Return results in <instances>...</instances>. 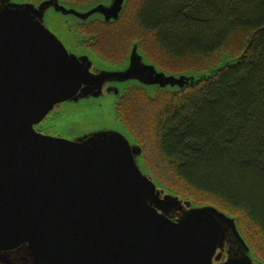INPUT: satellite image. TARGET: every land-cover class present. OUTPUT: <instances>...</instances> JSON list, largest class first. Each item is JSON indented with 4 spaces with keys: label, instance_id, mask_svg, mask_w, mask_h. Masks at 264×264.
<instances>
[{
    "label": "water",
    "instance_id": "water-1",
    "mask_svg": "<svg viewBox=\"0 0 264 264\" xmlns=\"http://www.w3.org/2000/svg\"><path fill=\"white\" fill-rule=\"evenodd\" d=\"M129 1L0 0V264H264L234 218L160 186L115 114L128 87L149 99L194 89L226 58L207 73L167 74L138 42L121 65L69 46L73 22L114 24ZM106 99L116 128L46 122Z\"/></svg>",
    "mask_w": 264,
    "mask_h": 264
},
{
    "label": "trees",
    "instance_id": "trees-1",
    "mask_svg": "<svg viewBox=\"0 0 264 264\" xmlns=\"http://www.w3.org/2000/svg\"><path fill=\"white\" fill-rule=\"evenodd\" d=\"M59 1L85 8L100 0ZM72 25L69 46L109 65H121L133 42L167 74L231 64L194 89L156 90L153 99L128 87L115 114L162 188L234 218L264 262V0H130L114 24Z\"/></svg>",
    "mask_w": 264,
    "mask_h": 264
},
{
    "label": "rangeland",
    "instance_id": "rangeland-1",
    "mask_svg": "<svg viewBox=\"0 0 264 264\" xmlns=\"http://www.w3.org/2000/svg\"><path fill=\"white\" fill-rule=\"evenodd\" d=\"M58 118L47 119L46 122L54 129H59L68 125L66 129L88 130L94 127L102 126L106 128H116V122L113 113V100L106 99L94 103H84L78 107H62L57 110Z\"/></svg>",
    "mask_w": 264,
    "mask_h": 264
},
{
    "label": "flooded vegetation",
    "instance_id": "flooded-vegetation-1",
    "mask_svg": "<svg viewBox=\"0 0 264 264\" xmlns=\"http://www.w3.org/2000/svg\"><path fill=\"white\" fill-rule=\"evenodd\" d=\"M76 45H80V44H78V43H75ZM82 46V45H81Z\"/></svg>",
    "mask_w": 264,
    "mask_h": 264
}]
</instances>
